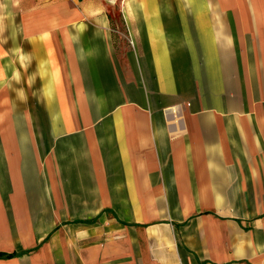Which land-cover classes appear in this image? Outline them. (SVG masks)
I'll return each mask as SVG.
<instances>
[{
	"label": "crops",
	"instance_id": "obj_1",
	"mask_svg": "<svg viewBox=\"0 0 264 264\" xmlns=\"http://www.w3.org/2000/svg\"><path fill=\"white\" fill-rule=\"evenodd\" d=\"M18 1L0 264H264V0Z\"/></svg>",
	"mask_w": 264,
	"mask_h": 264
},
{
	"label": "rangeland",
	"instance_id": "obj_2",
	"mask_svg": "<svg viewBox=\"0 0 264 264\" xmlns=\"http://www.w3.org/2000/svg\"><path fill=\"white\" fill-rule=\"evenodd\" d=\"M13 3L15 7H19V1L18 0H0V11L7 8L9 4ZM117 9L115 7L113 8L112 13L113 16H117ZM117 19V17H116ZM6 16L3 12H0V29L3 28V25L5 24ZM118 20V19H117ZM2 30V29H1ZM0 30V36H3V32ZM47 132V130H44Z\"/></svg>",
	"mask_w": 264,
	"mask_h": 264
}]
</instances>
